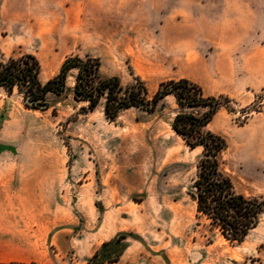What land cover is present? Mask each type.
I'll return each instance as SVG.
<instances>
[{"label": "rangeland", "instance_id": "obj_1", "mask_svg": "<svg viewBox=\"0 0 264 264\" xmlns=\"http://www.w3.org/2000/svg\"><path fill=\"white\" fill-rule=\"evenodd\" d=\"M224 1L223 19L199 16L193 21L195 30L218 22L227 37L240 43L236 51L224 53L233 63L236 89L226 94L202 88L206 96L229 99L206 129L226 140L221 164L235 191L264 198V0ZM105 2L0 0V32L9 35L17 25L23 29V20L34 21L45 12L51 20L75 14L93 19L106 13L97 7ZM177 2L178 12L193 2L192 10L201 13L213 0ZM239 2L246 8L237 11ZM168 7L169 0H125L121 11L141 17ZM27 48L40 63L42 84L47 75L58 74L66 58L79 55L54 44ZM10 54L0 48V61ZM145 54L124 53L118 60L89 55L100 59L101 75L117 76L123 86L140 79L151 96L169 76L148 68L171 71L178 59L177 53H147L152 56L147 62ZM223 73L229 81V70ZM75 75L70 72L64 92L46 95L49 108L44 110L26 107V87H14L11 94L0 88L9 99L0 113V157L12 158L10 163L1 160L0 166L12 167L13 188L25 190L28 203L31 198L35 236L49 232L44 243L49 264H264V212L239 244L197 218L190 193L202 148L190 149L173 131L179 106L162 100L152 113L131 107L111 122L104 115V101L89 111L87 102L74 99ZM46 205L49 211L42 212Z\"/></svg>", "mask_w": 264, "mask_h": 264}, {"label": "crops", "instance_id": "obj_2", "mask_svg": "<svg viewBox=\"0 0 264 264\" xmlns=\"http://www.w3.org/2000/svg\"><path fill=\"white\" fill-rule=\"evenodd\" d=\"M124 3L125 0L99 3L97 7L104 8L106 13L93 19L75 14L65 19L57 16L51 20L48 12L42 13L34 21L23 20V29L17 25L9 35L0 32V48L3 52L11 53L8 58L31 54L27 47L42 43L54 44L59 50L75 52L79 57L80 54L85 57L95 54L109 60H118L122 54L129 52L146 53L143 58L147 62L152 59L151 54L147 53H177V67L171 65V71L161 73L157 66L151 65L149 72L169 76L165 81L189 79L203 89L209 88L218 93H232L236 89L232 81L233 63L228 62L224 53L236 51L240 43H235L232 35L227 37L218 22H211L205 25V29L197 30L193 22L199 16L213 21L223 19L226 10L224 0H213L205 5L206 10L201 13L192 10L193 2L186 4L185 12H178L177 0H169V11L151 12L141 17L125 15L121 11ZM245 8L239 2L236 10ZM179 14L183 17L179 18ZM182 27L185 29L181 30ZM246 34H250L249 30ZM9 36L11 40L7 43L5 39ZM16 52L19 54L15 55ZM51 68L52 72L54 65ZM225 70H229V81L223 78ZM50 79L52 76L49 74L45 82ZM241 89L237 87V91ZM163 100L177 105L171 94ZM8 102L7 94L4 95L0 89V113ZM1 160L10 163L12 158L0 157V164L3 163ZM13 175L12 167L0 166V264H49L48 254L44 251L49 232L45 236H35V207L31 198L28 203L25 190L13 188ZM41 211L48 212V205L41 207Z\"/></svg>", "mask_w": 264, "mask_h": 264}, {"label": "trees", "instance_id": "obj_3", "mask_svg": "<svg viewBox=\"0 0 264 264\" xmlns=\"http://www.w3.org/2000/svg\"><path fill=\"white\" fill-rule=\"evenodd\" d=\"M100 67L99 58L68 57L58 74L42 84L38 59L32 54H25L0 61V88L11 94L14 87L21 90L24 86L26 101L32 102L31 105L26 102V107L44 110L49 108L45 102L46 95L64 92L70 72L74 70V99L87 102L89 111L104 101L103 112L111 122L131 107L152 113L167 95H173L180 109L171 125L173 131L190 149L202 148L198 176L190 193L196 203L197 218L205 219L210 228L218 231L227 241L242 243L260 222L264 198H248L235 191L230 176L221 164V155L227 148L226 140L206 129L223 106L222 102H229V99L206 96L198 84L185 78L162 82L150 96L140 79L135 84L123 86L119 77L101 75ZM200 108L205 111L198 113Z\"/></svg>", "mask_w": 264, "mask_h": 264}, {"label": "water", "instance_id": "obj_4", "mask_svg": "<svg viewBox=\"0 0 264 264\" xmlns=\"http://www.w3.org/2000/svg\"><path fill=\"white\" fill-rule=\"evenodd\" d=\"M26 102H27L28 104H30V105L32 104V102H31V101H29V100H27Z\"/></svg>", "mask_w": 264, "mask_h": 264}]
</instances>
